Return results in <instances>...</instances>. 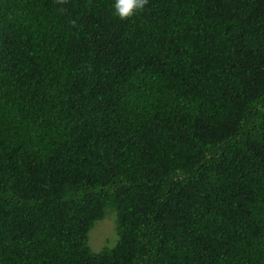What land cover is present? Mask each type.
Wrapping results in <instances>:
<instances>
[{"label": "trees", "instance_id": "16d2710c", "mask_svg": "<svg viewBox=\"0 0 264 264\" xmlns=\"http://www.w3.org/2000/svg\"><path fill=\"white\" fill-rule=\"evenodd\" d=\"M114 3L0 0V264H264V0Z\"/></svg>", "mask_w": 264, "mask_h": 264}, {"label": "rangeland", "instance_id": "374dc122", "mask_svg": "<svg viewBox=\"0 0 264 264\" xmlns=\"http://www.w3.org/2000/svg\"><path fill=\"white\" fill-rule=\"evenodd\" d=\"M113 224H115L114 220L109 215L95 224L90 232L89 237V245L93 250L97 252L100 251L102 246L104 245L105 240H107L108 237L114 238L116 231L113 230Z\"/></svg>", "mask_w": 264, "mask_h": 264}, {"label": "clouds", "instance_id": "9594fccd", "mask_svg": "<svg viewBox=\"0 0 264 264\" xmlns=\"http://www.w3.org/2000/svg\"><path fill=\"white\" fill-rule=\"evenodd\" d=\"M59 3H64L65 0H58ZM147 0H115L114 15H117L121 20L132 17L138 10H142Z\"/></svg>", "mask_w": 264, "mask_h": 264}]
</instances>
